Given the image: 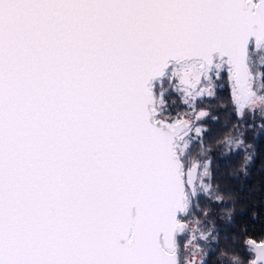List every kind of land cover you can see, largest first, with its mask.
I'll return each instance as SVG.
<instances>
[{"label": "snow or ice", "instance_id": "snow-or-ice-1", "mask_svg": "<svg viewBox=\"0 0 264 264\" xmlns=\"http://www.w3.org/2000/svg\"><path fill=\"white\" fill-rule=\"evenodd\" d=\"M247 129L264 0H0V264H264V234L221 248L215 223L212 148L246 176Z\"/></svg>", "mask_w": 264, "mask_h": 264}, {"label": "trees", "instance_id": "trees-1", "mask_svg": "<svg viewBox=\"0 0 264 264\" xmlns=\"http://www.w3.org/2000/svg\"><path fill=\"white\" fill-rule=\"evenodd\" d=\"M222 97L228 96V90L224 89L219 93ZM168 98L175 101V110L182 111L183 108L179 103L175 93ZM220 101H206L200 107H210L211 115L218 117V121H213L211 117L206 119L205 124L208 132L205 135L207 142L219 139L227 129L223 125L231 112H225L221 108ZM238 123L235 115H231L228 122L230 128L232 124ZM246 142L253 143L255 146V156L249 165L247 175L240 171V164L243 159V152H238L228 159L220 158V149L212 148L213 156L212 168L214 170V186L219 184L222 194L226 198L223 205H214L219 211L226 212L227 209H235L234 218L231 223L220 219L219 214L215 217V223L221 229L219 247L229 246L224 240L226 234L231 235L238 233L241 229L246 228L247 234L259 238L264 234V132L256 129L246 130ZM234 201V203H233ZM238 247V246H237ZM219 253L217 252V255ZM215 256L210 257L209 264L215 260Z\"/></svg>", "mask_w": 264, "mask_h": 264}, {"label": "rangeland", "instance_id": "rangeland-1", "mask_svg": "<svg viewBox=\"0 0 264 264\" xmlns=\"http://www.w3.org/2000/svg\"><path fill=\"white\" fill-rule=\"evenodd\" d=\"M175 95H176V97L178 98L179 103L181 104V106H182V108H183L182 111L186 110V109H185V106L181 103V101H180V99H179V95H178V94H175ZM168 100L170 101L171 99L168 98ZM249 123H251V120H249ZM257 123H259V121H257ZM260 131H261V132H264V130H260Z\"/></svg>", "mask_w": 264, "mask_h": 264}]
</instances>
